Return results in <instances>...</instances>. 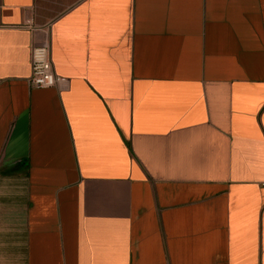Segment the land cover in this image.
Returning a JSON list of instances; mask_svg holds the SVG:
<instances>
[{
	"label": "crops",
	"instance_id": "crops-1",
	"mask_svg": "<svg viewBox=\"0 0 264 264\" xmlns=\"http://www.w3.org/2000/svg\"><path fill=\"white\" fill-rule=\"evenodd\" d=\"M0 264H264V0H0Z\"/></svg>",
	"mask_w": 264,
	"mask_h": 264
},
{
	"label": "built area",
	"instance_id": "built-area-1",
	"mask_svg": "<svg viewBox=\"0 0 264 264\" xmlns=\"http://www.w3.org/2000/svg\"><path fill=\"white\" fill-rule=\"evenodd\" d=\"M65 81L52 71L49 48L46 44L35 45L30 49L29 83L33 87L48 88Z\"/></svg>",
	"mask_w": 264,
	"mask_h": 264
}]
</instances>
